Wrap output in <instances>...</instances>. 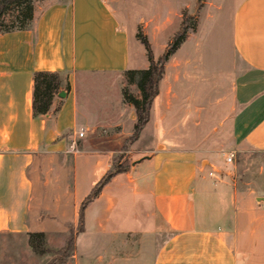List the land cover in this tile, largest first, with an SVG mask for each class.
Here are the masks:
<instances>
[{"label": "crops", "instance_id": "obj_1", "mask_svg": "<svg viewBox=\"0 0 264 264\" xmlns=\"http://www.w3.org/2000/svg\"><path fill=\"white\" fill-rule=\"evenodd\" d=\"M117 3L46 0L37 5L31 30L0 35V236L58 233L46 229L52 211L63 224L59 233L76 228L81 204L112 165L111 147L132 134L90 126L78 96L79 76L149 67L120 23ZM145 33L158 59L167 43L158 56V38ZM200 38L185 43L194 48ZM229 38L239 69L230 115L219 120L220 129L206 116L193 126L186 121V140L170 141L175 125L165 103L177 90L175 83L169 94L164 74L137 141L151 128L150 143L86 208L70 264H264V195L223 175L217 161L230 153L264 154V0L232 1ZM40 71L64 74L71 89L54 98L47 116L35 117L33 75ZM74 140L84 143L78 155L69 153ZM47 159L54 178L38 185L34 172Z\"/></svg>", "mask_w": 264, "mask_h": 264}, {"label": "rangeland", "instance_id": "obj_2", "mask_svg": "<svg viewBox=\"0 0 264 264\" xmlns=\"http://www.w3.org/2000/svg\"><path fill=\"white\" fill-rule=\"evenodd\" d=\"M232 1L118 0L114 6L120 23L140 43L145 54L146 50L137 38L139 32L144 35L148 32L152 37L158 38L154 44V51L158 56L163 53L162 47L171 42L186 17L193 18L192 23L195 24V30L190 31L188 37L201 35L194 48L193 42L185 43L178 51L179 54L169 70L165 71L169 94L175 83L177 90L174 101L165 103L166 106L170 105L169 122L175 125V134L173 138L170 137V141L173 140L175 144L186 140V121L191 122L193 126L194 121L206 116L208 125L220 129L219 120L228 117L234 105L233 90L239 69L236 61L233 60L229 38ZM43 2L45 1L37 2L36 9L37 5L42 8ZM221 7H225L224 11H217ZM13 18L12 15L7 16L6 22L10 23ZM205 37L207 39L204 41ZM132 46L135 50V42H132ZM175 77L179 80L172 81ZM78 79L80 106L89 125L101 128L104 133L112 130L125 135L133 134L131 109L133 107L125 102L124 92L135 97H139L140 94L135 85L128 83L127 76L125 74L82 75ZM199 109H202L203 113H199ZM229 123L230 119L225 121L226 126ZM207 130L210 132L211 128ZM132 134L111 147L113 160L122 167L130 168L137 153L145 148L142 145L150 143L148 140L151 137V128L144 132L139 144L128 143ZM80 144L84 143H78L79 146ZM183 146L186 148L184 144ZM217 161L223 175L230 176L244 190H254L257 195H264V154L238 153L235 154L231 164L225 161L224 156L219 155ZM42 164V167H38L34 172V180L38 185L54 178L50 169L54 163L47 159ZM122 178L119 183H124ZM54 220L52 211L46 229L47 231L57 229L58 233L47 234L49 247L57 251L64 246L70 230L75 228L70 227L65 234L59 233L62 232L60 229L63 224ZM70 259H67L65 264H70ZM54 260L53 254L36 256L29 247L25 235L0 236V264H48Z\"/></svg>", "mask_w": 264, "mask_h": 264}, {"label": "trees", "instance_id": "obj_3", "mask_svg": "<svg viewBox=\"0 0 264 264\" xmlns=\"http://www.w3.org/2000/svg\"><path fill=\"white\" fill-rule=\"evenodd\" d=\"M46 0H0V35L31 30L35 19L36 3ZM14 18L10 23L6 22L7 16ZM193 18L186 17L182 21L180 29L171 42L166 46L164 53L156 59L151 44L146 35L139 32L137 38L146 50L149 67L145 70H128L124 72L128 83L135 85L140 96L135 97L124 92V100L130 104L136 114V123L133 134L128 143L137 142L150 122V114L153 103L159 95L160 82L162 81L165 68L171 58L178 52L186 42L189 32L195 30ZM33 113L35 117L47 116L52 108L54 98L60 93H67L71 86L67 76L60 72L40 71L33 75ZM57 111V110H56ZM128 167H122L113 160L110 169L95 185L91 193L85 198L79 210V222L75 229H71L69 237L64 246L53 251L48 245V235L43 232L27 234L28 245L32 252L38 257L49 254L54 255V261L48 264H65L67 259L72 258L76 249V238L85 231L84 213L88 205L94 202L114 177L125 173Z\"/></svg>", "mask_w": 264, "mask_h": 264}, {"label": "built area", "instance_id": "obj_4", "mask_svg": "<svg viewBox=\"0 0 264 264\" xmlns=\"http://www.w3.org/2000/svg\"><path fill=\"white\" fill-rule=\"evenodd\" d=\"M85 136L84 130H81V132L78 134V139H82ZM69 153L73 155H78L80 154V149L78 148V143L77 140H74L70 143L69 145ZM235 158V153H230L226 156V162L228 164H231ZM212 176V174H211Z\"/></svg>", "mask_w": 264, "mask_h": 264}, {"label": "water", "instance_id": "obj_5", "mask_svg": "<svg viewBox=\"0 0 264 264\" xmlns=\"http://www.w3.org/2000/svg\"><path fill=\"white\" fill-rule=\"evenodd\" d=\"M66 96V94L65 93H60L59 94V97H62V98H64Z\"/></svg>", "mask_w": 264, "mask_h": 264}]
</instances>
